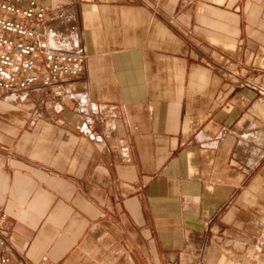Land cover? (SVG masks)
<instances>
[{"label": "crops", "instance_id": "0c3cea01", "mask_svg": "<svg viewBox=\"0 0 264 264\" xmlns=\"http://www.w3.org/2000/svg\"><path fill=\"white\" fill-rule=\"evenodd\" d=\"M11 1L86 58L0 92L11 264H264V0Z\"/></svg>", "mask_w": 264, "mask_h": 264}, {"label": "built area", "instance_id": "2783aa9c", "mask_svg": "<svg viewBox=\"0 0 264 264\" xmlns=\"http://www.w3.org/2000/svg\"><path fill=\"white\" fill-rule=\"evenodd\" d=\"M26 7L11 0H0V92H28L44 89L60 94L62 87L80 79L85 73V56L67 53L68 38L56 35L51 42L41 24L50 10L34 1ZM49 75H41L40 69ZM264 96V90L258 89ZM262 241L257 246L262 251ZM1 240V239H0ZM8 252H0V264H11Z\"/></svg>", "mask_w": 264, "mask_h": 264}]
</instances>
